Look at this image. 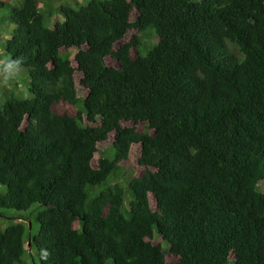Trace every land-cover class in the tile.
I'll return each instance as SVG.
<instances>
[{"label":"trees","instance_id":"16d2710c","mask_svg":"<svg viewBox=\"0 0 264 264\" xmlns=\"http://www.w3.org/2000/svg\"><path fill=\"white\" fill-rule=\"evenodd\" d=\"M74 3L0 0V264H264V0Z\"/></svg>","mask_w":264,"mask_h":264},{"label":"rangeland","instance_id":"374dc122","mask_svg":"<svg viewBox=\"0 0 264 264\" xmlns=\"http://www.w3.org/2000/svg\"><path fill=\"white\" fill-rule=\"evenodd\" d=\"M60 3H68L73 4L76 6L74 2H79L78 4L84 5L86 4L87 0H59ZM52 2L57 3L58 0H52ZM135 11H132L131 13V19L133 20L135 18ZM11 28V25L8 24ZM4 37H0V41H3ZM1 41V42H2ZM119 44V43H118ZM118 44L115 45V47L118 46ZM232 52L238 56V52L236 50H232ZM131 55H134V50H132ZM105 61L107 64L118 67V62L114 60L111 57H106ZM9 64L8 57L5 54V50L3 45H0V101L3 100L5 95H11L14 94L16 96L22 97V98H29L30 92L27 88V81L29 80L26 71L21 66H14L12 68L7 67ZM79 73L76 74V85H77V91L78 94H83V89L79 86ZM52 109L60 114H74V107L70 105L69 103L65 101H60L52 106ZM127 126H132L136 129V131L141 132L144 130H149L147 123L145 121H139L137 123H127ZM108 145V144H107ZM137 147L133 146L128 159L122 163V166L125 169L124 175L122 177V180L126 177H129L130 175H139L143 171V167L138 165L137 163ZM261 187L264 189V185L261 184ZM5 188L0 185V192H4ZM3 213H1L2 216H0V230H3L13 219L12 216H17L18 213L15 211H7V210H1ZM14 213V214H13ZM7 214V215H6ZM23 214V213H22ZM36 230V226L33 229ZM154 243H160L163 246H165L157 237L153 240ZM166 264H173L176 262V258L172 255H166L165 258Z\"/></svg>","mask_w":264,"mask_h":264},{"label":"clouds","instance_id":"9594fccd","mask_svg":"<svg viewBox=\"0 0 264 264\" xmlns=\"http://www.w3.org/2000/svg\"><path fill=\"white\" fill-rule=\"evenodd\" d=\"M16 63H17V62H15V61L10 62V63L7 65V67L12 68V67L16 66Z\"/></svg>","mask_w":264,"mask_h":264},{"label":"water","instance_id":"95a60500","mask_svg":"<svg viewBox=\"0 0 264 264\" xmlns=\"http://www.w3.org/2000/svg\"><path fill=\"white\" fill-rule=\"evenodd\" d=\"M29 228H30V222H28ZM28 247H30V241L28 240Z\"/></svg>","mask_w":264,"mask_h":264}]
</instances>
